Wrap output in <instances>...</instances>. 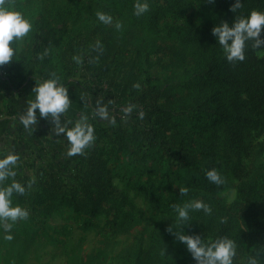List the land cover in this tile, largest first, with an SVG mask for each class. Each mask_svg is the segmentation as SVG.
Segmentation results:
<instances>
[{
  "label": "rangeland",
  "instance_id": "obj_1",
  "mask_svg": "<svg viewBox=\"0 0 264 264\" xmlns=\"http://www.w3.org/2000/svg\"><path fill=\"white\" fill-rule=\"evenodd\" d=\"M96 1L69 0L72 9L68 10V19L64 22L55 20L58 13L55 8L47 13V25L37 31V1L9 0L33 23L28 36L16 42V55L26 51L36 57L31 52V38L37 33V43L42 47L38 60L42 74L47 77L57 73L65 86L75 81L94 96L96 110L106 105L107 118H111L114 125L113 131L105 129L110 135L134 125L144 130H150L154 125L162 131L161 138L172 141L173 122L169 113L180 114L185 107L176 104L177 98L174 101L175 97L169 94V86L180 83L185 72L193 75L207 69L204 80L207 96L214 98L221 113L232 114L231 91H226L218 81L221 78L226 82L230 71V62L221 46L205 52L184 48L178 40L168 39L161 30L148 32L141 24L132 25L128 21L130 10L124 9L122 13L106 10L103 5L93 3ZM253 1L232 16V21L253 9L249 7ZM256 1L264 3V0ZM97 11L111 14L112 24L98 22ZM216 18L211 12H203L193 21L200 27L215 22ZM118 22L123 24L119 29L116 27ZM97 41L101 44L96 45ZM47 43L53 45L46 49ZM257 53L264 69V49ZM74 56H79L81 63L77 64ZM8 68L11 63L0 68V80H6ZM31 79H27L25 87L35 86L41 80L39 77ZM136 83L141 84L140 89L133 87ZM185 92L184 88L176 95ZM128 105L135 107L126 115L123 109ZM101 134L96 130L97 139L90 147V157L82 160L77 155L59 160L43 174L17 175L16 179L22 183L35 181L24 196L14 197V203L27 208L30 215L26 221L14 225L12 241L4 240L0 230V264H145L150 229L143 213L147 204L141 195L126 188L128 174L123 177L126 165L135 161L139 152H133L125 142L126 155L116 168L111 167V153L107 151L109 140ZM258 141L255 167L261 168L264 167V142L261 138ZM221 148L218 147V151ZM103 164H107V169ZM219 173L225 183L224 202L231 203L238 180L226 162H221ZM172 192L177 201L178 190ZM124 196L134 205V210L127 201L121 202ZM193 211L189 210L191 221H194ZM247 226L254 231L253 224ZM239 229L243 227L239 225L236 231ZM256 237L254 244L243 242L236 245V249L256 243L264 249V223ZM170 251L175 253L176 249Z\"/></svg>",
  "mask_w": 264,
  "mask_h": 264
},
{
  "label": "trees",
  "instance_id": "obj_2",
  "mask_svg": "<svg viewBox=\"0 0 264 264\" xmlns=\"http://www.w3.org/2000/svg\"><path fill=\"white\" fill-rule=\"evenodd\" d=\"M36 1L37 31H42L47 25V13L58 8L55 20L64 22L68 19V10L72 9L69 0ZM250 1L138 0L140 3L150 4L149 12L141 17L133 15V5L137 0H97L93 3L118 13H122L124 9L130 10L132 13L129 14L128 21L132 25L141 24L148 32L161 30L168 39L178 40L184 48L205 52L220 46L212 34L213 28L232 21V16L242 7L250 5ZM237 4L241 6L235 7ZM234 7L235 11L232 10ZM249 7L264 11V3L256 0ZM203 12H211L217 18L207 26L198 27L193 20ZM167 18L171 21H165ZM235 21L229 23V26ZM38 38L37 33L31 38V52L36 57L25 51L19 60L14 57L11 62L14 76L21 81L33 77L41 80L46 78L38 62L42 49L41 44L37 43ZM254 42H248L243 62L230 63L226 82L221 78L218 80L233 96V112L230 115L221 113L214 98L207 96V86L204 83L208 75L206 69L193 75L185 72L180 83L175 82L169 86V94L175 97L174 101L177 98L176 104L185 107L180 114L169 113L173 122L172 141L167 142L164 137L161 138L162 131L155 129L154 125L150 130L134 125L110 135L106 133L105 127L94 120L90 121L97 132H101L109 140L107 151L111 153V167L116 168L126 155L125 142L132 147L133 152H139L140 156L126 165L123 177L128 174L126 188L141 195L147 204L143 213L150 229L145 264H197L186 245L179 241L180 233L199 236L205 244L210 239L223 237L234 240L235 245L243 242L254 244L257 239V232L264 223V167H255V156L259 153L255 150L256 143L259 138L264 142V69L257 51L264 47L253 48ZM51 45L53 44L47 43L46 49ZM66 87L72 101L69 111L90 117L93 109L82 99L83 89L75 81H71ZM184 88L185 94L176 95L177 91ZM32 89L24 91L26 102L34 99ZM6 132L7 122L0 120V135ZM220 146L221 151H218ZM90 150L91 148L84 155H79L82 160L90 157ZM221 162L231 166L232 175L238 180L235 198L228 204L224 202L225 183L216 185L206 178V172L210 169L215 168L219 172ZM103 167L107 169V164H103ZM185 188L188 189L186 195L182 194V189ZM173 189L178 190L175 195L177 201H174ZM194 199L203 200L210 206L211 212L205 213L203 209L193 211L194 221H181L178 209ZM124 201L129 203L131 209H135L126 196L121 202ZM249 224H253V232L248 228ZM239 225L243 229L236 231ZM170 249H176V252L173 253Z\"/></svg>",
  "mask_w": 264,
  "mask_h": 264
},
{
  "label": "clouds",
  "instance_id": "obj_3",
  "mask_svg": "<svg viewBox=\"0 0 264 264\" xmlns=\"http://www.w3.org/2000/svg\"><path fill=\"white\" fill-rule=\"evenodd\" d=\"M214 2V0H211ZM237 4L235 7H240ZM235 7L232 9L235 11ZM133 15L141 17L148 13L150 4L148 2H135L133 5ZM96 19L103 25H111L113 16L104 11L96 12ZM123 26L122 22L116 24L117 29ZM33 30L31 19L27 18L23 12L17 10L9 0H0V68L10 64L16 55V42L28 36ZM213 36L216 38L223 51L226 60L230 63L243 62L249 47V41L254 40L253 48L264 47V11L251 9L244 16L240 17L230 27L228 23H223L213 28ZM101 43L97 41L96 45ZM73 60L79 64L81 59L74 56ZM134 88L140 89L141 84L136 83ZM34 99L29 102L26 109L19 116V123L29 134L36 130L39 119L50 120L55 128L54 134L63 137L68 144V156L84 155L96 141V129L89 122L88 115H82L78 120L70 124H61V117L67 113L71 107L69 89L62 83L60 75L50 73L45 79L40 80L32 89ZM134 105H128L123 112L131 114ZM38 110V112H37ZM100 118L108 117L107 106H100L97 109ZM143 118V112L140 113ZM39 117V119H38ZM20 156L14 151L0 154V230L3 239L12 241L14 239L13 227L20 221H26L30 212L19 203H14V197L24 196L32 187L35 181L22 183L16 179L17 168ZM206 178L216 184L221 185L224 179L215 169L206 172ZM10 181V182H9ZM188 189H182V194H187ZM199 211L203 209L205 213H210L211 208L201 199H194L178 209L181 221H188L189 210ZM179 241L186 245L187 251L191 254L197 264H233L236 256L235 241L226 237L210 239L206 244L199 236L179 235ZM250 264H257L253 257Z\"/></svg>",
  "mask_w": 264,
  "mask_h": 264
},
{
  "label": "crops",
  "instance_id": "obj_4",
  "mask_svg": "<svg viewBox=\"0 0 264 264\" xmlns=\"http://www.w3.org/2000/svg\"><path fill=\"white\" fill-rule=\"evenodd\" d=\"M20 57V54L15 55L16 60ZM7 73V78L3 77L6 80H0V120L7 122V132L0 135V154L14 150L20 156L17 172L21 175L47 173L49 168L55 167L57 161H65L70 157L67 155L68 144L63 137L54 134L55 126L50 120L38 117L39 124L35 126L36 130L31 134L23 129L19 123V116L29 104L26 102L27 97L24 91L34 86L25 87L24 84L27 85V81H21L14 76L12 68H8ZM82 99L93 109L89 122L94 120L107 130L113 131V120L102 119L97 115L94 96L87 90H83ZM80 116L78 113L68 111L62 115L60 122L62 125L70 124L78 120ZM257 246V243L241 245L244 249H236L233 264H250L253 257L257 264H264V249ZM247 247L251 248L246 249Z\"/></svg>",
  "mask_w": 264,
  "mask_h": 264
},
{
  "label": "built area",
  "instance_id": "obj_5",
  "mask_svg": "<svg viewBox=\"0 0 264 264\" xmlns=\"http://www.w3.org/2000/svg\"><path fill=\"white\" fill-rule=\"evenodd\" d=\"M28 82V80H26Z\"/></svg>",
  "mask_w": 264,
  "mask_h": 264
}]
</instances>
